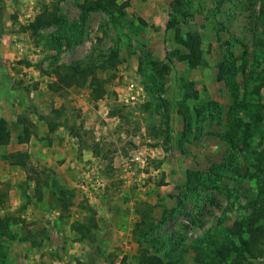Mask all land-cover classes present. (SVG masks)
Instances as JSON below:
<instances>
[{
  "label": "rangeland",
  "instance_id": "rangeland-1",
  "mask_svg": "<svg viewBox=\"0 0 264 264\" xmlns=\"http://www.w3.org/2000/svg\"><path fill=\"white\" fill-rule=\"evenodd\" d=\"M1 1L0 264H264L237 255L264 250L263 0ZM65 66L105 94L53 90Z\"/></svg>",
  "mask_w": 264,
  "mask_h": 264
},
{
  "label": "trees",
  "instance_id": "trees-1",
  "mask_svg": "<svg viewBox=\"0 0 264 264\" xmlns=\"http://www.w3.org/2000/svg\"><path fill=\"white\" fill-rule=\"evenodd\" d=\"M95 2V1H94ZM87 2H83L81 4L82 8V19L85 20L86 12L88 9ZM102 8H108L104 6V4H101ZM4 10V2L1 1L0 4V28H1V18ZM57 15L53 13H40L34 22L31 23L30 27L33 29L38 28L40 25L47 21H56ZM260 21L262 22L264 26V0L262 1V5L260 8ZM183 44L185 47L188 48L189 54L188 57L190 60L199 59L201 56V38L199 34L197 33H189L186 38L183 39ZM115 61V57L111 56L109 59H107L104 63H102L98 69H108ZM97 68L90 67V68H81L78 66H65L59 69L57 72V78L52 83H50V87L55 91H63L68 89L71 86L78 85L82 86L85 85L87 82H89L90 85H92V92L94 93V96L96 98L102 97L105 94V87L104 82L105 80L100 78L97 74L98 72ZM19 84V83H18ZM21 85V84H20ZM26 90V94L29 95V90ZM28 121V120H27ZM26 119H24V122H27ZM5 123L6 121L4 119H0V143H7L10 139L9 133L7 130H5ZM31 123L28 122V125H25L23 128V132L18 135V141L20 143L29 141L31 135L33 134L30 127ZM23 156L27 157V153H22ZM260 209L254 211L252 214V220H256V217L259 215ZM239 225L237 221L235 222V225ZM152 223H150V227H152ZM84 227L85 224H82ZM250 226H255L251 223ZM257 230V229H256ZM232 232V231H231ZM216 234H218L217 231H213L212 229H207L202 233L203 239L206 241L207 246L211 247V250H217L214 238H216ZM256 239L257 235L255 234L253 236ZM230 238V237H227ZM247 239L243 236H240V239L243 244L244 250L241 251V254H237L240 258H246L247 257H257L260 254H263L264 250L262 251L261 248L259 249L257 246L258 244L253 239ZM232 244H235L233 241H231ZM236 246V245H235ZM138 264H166L165 260L157 255V254H151L147 252L145 249L140 253V258L138 261Z\"/></svg>",
  "mask_w": 264,
  "mask_h": 264
}]
</instances>
